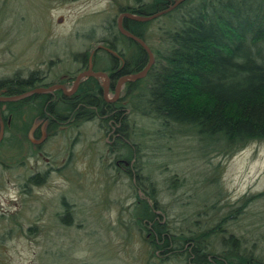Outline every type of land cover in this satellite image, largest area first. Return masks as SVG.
<instances>
[{
    "label": "rangeland",
    "instance_id": "obj_1",
    "mask_svg": "<svg viewBox=\"0 0 264 264\" xmlns=\"http://www.w3.org/2000/svg\"><path fill=\"white\" fill-rule=\"evenodd\" d=\"M129 3L0 0V80L38 72L43 78L38 91L56 94L63 86L61 91L71 95L91 64L92 72L107 73L108 81L96 78L105 99L122 100L128 81L111 89L112 71L105 70L112 62L97 49ZM156 26L149 34L151 44ZM32 121L33 114L15 120L9 141L0 145V264H160L134 216L136 196L144 199L143 190L154 194L162 209L160 221L169 229L187 230L195 221H212L213 226L230 216L225 236L239 240L242 255L264 264V141L228 157L206 159L193 152L197 146L190 140L177 145L181 147L163 146L162 140L147 136L155 143H147L133 160L130 177L126 164L111 154L113 142L100 119L78 127L60 125L56 131L46 124L47 138L40 147L29 140L30 130V143L19 130L25 125L31 129L37 123ZM35 175L37 185L29 181ZM207 201L217 203L218 210L207 208L208 216L200 210L196 217Z\"/></svg>",
    "mask_w": 264,
    "mask_h": 264
},
{
    "label": "trees",
    "instance_id": "obj_2",
    "mask_svg": "<svg viewBox=\"0 0 264 264\" xmlns=\"http://www.w3.org/2000/svg\"><path fill=\"white\" fill-rule=\"evenodd\" d=\"M178 1L131 0L130 5L122 7L121 14L148 17L175 6L149 22L124 20V28L142 39L154 55L147 75L127 82L125 98L107 101L105 90L90 77L71 95L60 90L54 95L2 102L0 131L3 126L5 131L0 145L9 141L15 120L23 116L33 114L32 122L46 123L49 131H56L60 125L78 127L100 119L105 135L113 142L108 146L111 154L126 164V173L132 177L133 160L151 141L147 136L162 140L163 146L172 143L181 147L177 145L190 140L197 146L193 152L206 159L228 157L249 144L263 142L264 0ZM155 23L156 42L151 44L148 39ZM116 26L110 24L106 37L99 41L111 51L97 49L112 62L105 72L112 71L109 77L113 90L121 79L143 72L150 62L147 51L123 36ZM81 60L86 64L85 58ZM119 61L123 62L117 69ZM86 69L93 67L87 64ZM42 82L38 72L28 78L17 75L1 79L0 97L20 96L43 86ZM19 130L30 143V126ZM37 179L35 176L29 181L37 185ZM151 189L155 192L154 187ZM143 193L144 199L136 196L134 216L138 217L139 230L149 236L146 242L152 258H160V264H260L242 255L238 239L225 236L223 226L230 216L213 226L212 221H195L187 230L169 229L160 221L162 209L154 194ZM213 194L216 196V188ZM208 204L202 205L195 216L200 210L201 215L208 216L207 208L218 210L217 203ZM217 239L220 246L214 244Z\"/></svg>",
    "mask_w": 264,
    "mask_h": 264
},
{
    "label": "water",
    "instance_id": "obj_3",
    "mask_svg": "<svg viewBox=\"0 0 264 264\" xmlns=\"http://www.w3.org/2000/svg\"><path fill=\"white\" fill-rule=\"evenodd\" d=\"M184 0H180L178 1V3L182 2ZM177 3V4H178ZM176 4V5H177ZM175 6H173L171 9L169 10H166V11H163V12H159L157 14H154V15H151V16H148V17H138V16H135V15H132V14H128V13H124V14H121L119 20H118V30L119 32L127 37L128 39H131L133 41H135L136 43H138L143 49H145L147 51V53L149 54V57H150V62L147 66V68L139 73L138 75H131V76H128V77H125L123 78L120 82L124 81V80H127V81H136L140 78H143L147 75V73L149 72L151 66L153 65L154 63V55L152 53V51L150 50V48L148 47V45L140 38L132 35L130 32H128L124 26H123V22L125 19H130V20H135V21H141V22H149V21H152V20H155L163 15H165L166 13H168L170 10H172ZM99 49H104L106 51H111L109 50L108 48L104 47V46H99ZM98 76H105L106 78L108 77L106 75V73H94L92 72L91 70L90 71H86L84 73H82L78 78H77V81L76 83H80V81L83 79H87V78H90V77H94V78H97ZM118 84V88L120 87V83ZM61 90H64V87L63 86H60L59 87ZM50 90H46V91H38V90H34L33 92L31 93H27V94H24V95H20V96H16V97H11V98H0V102H17L19 100H22L28 96H31V95H34V94H42V93H45V92H49ZM39 125H34L30 131H29V134H28V138L31 142H34L35 144L37 145H41L43 144L45 141H46V138H47V134H46V131H45V126L43 125L42 127V136H41V139L40 140H37L35 141L33 139V136L32 134L34 133V131L38 128ZM4 126L1 128V131H0V143L2 142L3 138H4Z\"/></svg>",
    "mask_w": 264,
    "mask_h": 264
},
{
    "label": "flooded vegetation",
    "instance_id": "obj_4",
    "mask_svg": "<svg viewBox=\"0 0 264 264\" xmlns=\"http://www.w3.org/2000/svg\"><path fill=\"white\" fill-rule=\"evenodd\" d=\"M107 74V73H106ZM122 80V79H121ZM120 80V81H121ZM107 81H108V77H107ZM119 81V82H120ZM34 90H37V88H35V89H29L28 91H26V92H24L22 95H24V94H29V93H31V92H33ZM46 90H51V89H46ZM45 90V91H46ZM64 91V90H63ZM38 95H43V96H47V95H54L53 93H51L50 91L49 92H45V93H42V94H34V95H31V96H28V97H26V98H24V99H22V100H25V99H29V98H31V97H34V96H38ZM19 101H21V100H19ZM0 103H2V102H0ZM6 103V102H5ZM5 108V107H4ZM34 125H39L38 126V128L34 131V133L32 134V136H33V139L35 140V141H37V140H40L41 139V136H42V127H43V125L45 126V131H46V123H43V122H37V123H35ZM34 125H32V127L34 126ZM31 127V128H32ZM35 146H38V147H40L41 145H37V144H35L34 142H32ZM35 176H38V175H35ZM35 176H33V177H35ZM32 177V178H33Z\"/></svg>",
    "mask_w": 264,
    "mask_h": 264
}]
</instances>
